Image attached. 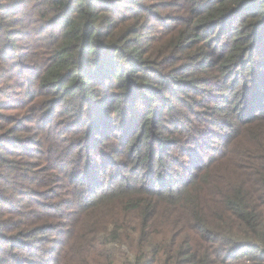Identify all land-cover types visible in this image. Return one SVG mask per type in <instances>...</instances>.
I'll use <instances>...</instances> for the list:
<instances>
[{"label": "trees", "instance_id": "1", "mask_svg": "<svg viewBox=\"0 0 264 264\" xmlns=\"http://www.w3.org/2000/svg\"><path fill=\"white\" fill-rule=\"evenodd\" d=\"M0 264H264V0H0Z\"/></svg>", "mask_w": 264, "mask_h": 264}, {"label": "rangeland", "instance_id": "2", "mask_svg": "<svg viewBox=\"0 0 264 264\" xmlns=\"http://www.w3.org/2000/svg\"><path fill=\"white\" fill-rule=\"evenodd\" d=\"M126 4V3H125Z\"/></svg>", "mask_w": 264, "mask_h": 264}]
</instances>
